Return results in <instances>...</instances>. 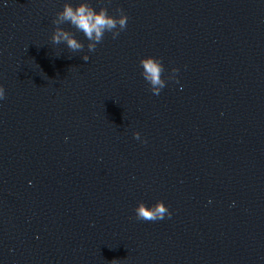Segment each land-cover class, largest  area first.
I'll list each match as a JSON object with an SVG mask.
<instances>
[{
  "label": "water",
  "instance_id": "water-1",
  "mask_svg": "<svg viewBox=\"0 0 264 264\" xmlns=\"http://www.w3.org/2000/svg\"><path fill=\"white\" fill-rule=\"evenodd\" d=\"M81 2L0 0V264H264V0H87L127 28L74 53Z\"/></svg>",
  "mask_w": 264,
  "mask_h": 264
},
{
  "label": "clouds",
  "instance_id": "clouds-1",
  "mask_svg": "<svg viewBox=\"0 0 264 264\" xmlns=\"http://www.w3.org/2000/svg\"><path fill=\"white\" fill-rule=\"evenodd\" d=\"M111 2L112 0H107L108 4H111ZM115 12L118 15H110L107 6L101 7L97 11L87 0L75 7L71 3H65L63 10L58 12L53 20V24L56 27L51 37L52 43L55 45L65 43L67 48L74 53L84 50V43L77 39L73 32L61 27V25L70 24L77 31L82 32L89 41L87 44L88 52H95L98 44L103 41L105 33H111L112 38L116 39L119 37L120 32L126 30L129 18L125 14L124 9L116 8ZM82 59L87 62L90 57L84 55ZM140 65L143 69L142 76L150 85V91L155 95H159L167 83L163 77L165 68L162 60L154 56H148L141 59ZM178 72V68H173V75H170L169 79H175L178 83L179 81L174 75ZM4 99H6V91L0 85V101ZM140 137L141 134L139 132L134 133L135 139L139 140ZM144 142L146 143L147 141ZM135 213L136 219L143 221L162 220L166 216L169 218L172 216V212L163 201L157 202L152 207L141 202L135 209ZM113 261L111 264H113Z\"/></svg>",
  "mask_w": 264,
  "mask_h": 264
}]
</instances>
